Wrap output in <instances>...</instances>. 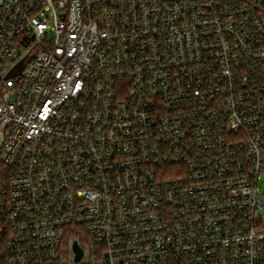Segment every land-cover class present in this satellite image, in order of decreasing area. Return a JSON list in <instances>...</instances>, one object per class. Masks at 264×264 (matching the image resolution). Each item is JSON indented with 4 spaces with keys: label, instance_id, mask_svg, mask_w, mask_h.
I'll return each instance as SVG.
<instances>
[{
    "label": "built area",
    "instance_id": "1",
    "mask_svg": "<svg viewBox=\"0 0 264 264\" xmlns=\"http://www.w3.org/2000/svg\"><path fill=\"white\" fill-rule=\"evenodd\" d=\"M0 164V264H264V0H0Z\"/></svg>",
    "mask_w": 264,
    "mask_h": 264
},
{
    "label": "rangeland",
    "instance_id": "2",
    "mask_svg": "<svg viewBox=\"0 0 264 264\" xmlns=\"http://www.w3.org/2000/svg\"><path fill=\"white\" fill-rule=\"evenodd\" d=\"M263 183H264V176L262 177V180H261V183H260V191H259L260 195L263 198V205H264V184ZM259 215L262 217L263 224H264V207H263V209H261L259 211Z\"/></svg>",
    "mask_w": 264,
    "mask_h": 264
},
{
    "label": "water",
    "instance_id": "3",
    "mask_svg": "<svg viewBox=\"0 0 264 264\" xmlns=\"http://www.w3.org/2000/svg\"><path fill=\"white\" fill-rule=\"evenodd\" d=\"M75 252H76V262H80L83 257V251L82 249L78 246V244H75Z\"/></svg>",
    "mask_w": 264,
    "mask_h": 264
},
{
    "label": "trees",
    "instance_id": "4",
    "mask_svg": "<svg viewBox=\"0 0 264 264\" xmlns=\"http://www.w3.org/2000/svg\"><path fill=\"white\" fill-rule=\"evenodd\" d=\"M6 176H5V169L3 165L0 164V189L3 182H5Z\"/></svg>",
    "mask_w": 264,
    "mask_h": 264
}]
</instances>
